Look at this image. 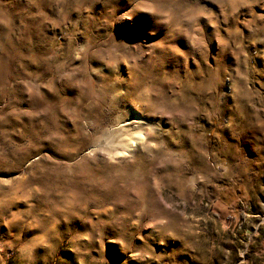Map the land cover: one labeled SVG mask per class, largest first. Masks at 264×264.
Returning <instances> with one entry per match:
<instances>
[{
    "label": "rangeland",
    "instance_id": "374dc122",
    "mask_svg": "<svg viewBox=\"0 0 264 264\" xmlns=\"http://www.w3.org/2000/svg\"><path fill=\"white\" fill-rule=\"evenodd\" d=\"M261 4L264 0L252 5V11L258 16H264ZM76 6L85 11H67L63 23H59L51 0L38 4L41 16L26 15L24 10L36 11L28 0H17V15L8 14L12 25L19 23L20 15L25 16L34 54L76 50L60 79L49 85L61 91L66 102L65 112L69 115L76 106L79 86L84 83L75 71L82 66L99 68V76L89 73L91 82L113 81L114 89L133 74L182 82L195 70L194 57L185 61L186 49L191 46L183 37L175 43L161 38L129 41L122 37L124 21L129 18L128 0H77ZM136 10L141 17L153 16V0H143ZM210 10L219 11L215 4H211ZM239 11L243 13L242 19L249 18L246 8ZM200 22L211 30V24L203 17ZM239 27L248 37L249 30L243 25ZM105 35L111 36L110 44L103 42ZM244 43L249 64L257 71L264 69V43L252 44L247 40ZM209 57L207 64L213 67L217 63L231 67L236 64L235 54L215 40L209 46ZM257 78L264 82V78ZM169 86L172 85H164ZM16 87L24 88V85ZM29 89L35 93L30 85ZM39 91L51 95L48 87ZM22 95L27 98L29 91ZM15 103L31 113L30 105ZM21 119L27 120L29 116ZM156 119L167 120V117ZM197 122L207 127L205 121ZM122 123L128 126L127 121ZM149 127L164 145V150L155 158H150L144 145L137 143L136 137L140 141L145 139L142 133L121 139L118 133L106 131L91 150H85L86 156L77 160L75 167L91 183L80 206H73L72 212L53 213L55 222L50 221L46 230L34 227L20 232L21 239L28 241L25 255L36 258L34 264H225L226 256L230 257L233 252L245 259L251 254L259 264L261 258L256 251L264 242V168L231 176L207 175L202 170L211 172L214 162L230 166L233 158L217 153L215 161L212 157L207 161L194 160L191 140L186 147L170 146L163 138L167 124ZM67 128H72V120L65 116L60 122L61 133ZM11 139L19 142L18 137ZM238 148L246 160L256 155L250 142L242 141ZM178 152L189 157L185 161L187 171L179 168ZM126 154L133 159V164H129ZM41 155L59 162V153L52 155L45 150ZM62 162L70 163L67 158ZM215 171L227 169L221 167ZM19 177V170L0 173L5 181ZM7 207L13 216L0 221V236L17 231L19 221L15 215L23 213L27 205L15 201ZM213 243L215 247L211 246Z\"/></svg>",
    "mask_w": 264,
    "mask_h": 264
},
{
    "label": "clouds",
    "instance_id": "9594fccd",
    "mask_svg": "<svg viewBox=\"0 0 264 264\" xmlns=\"http://www.w3.org/2000/svg\"><path fill=\"white\" fill-rule=\"evenodd\" d=\"M41 2L28 0L36 11L24 10L26 15L41 16L38 7ZM16 3L17 0H0V173L19 170L20 177L11 181L0 178V221L12 218L7 207L11 202L23 201L27 208L15 215L19 221L17 231L0 236V264H34L36 258L25 255L28 241L21 239L20 232L34 227L46 230L50 221L55 222L53 213L72 212L73 206H80L91 181L76 170V162L86 156L85 150H91L106 131L118 133L121 139L142 133L145 139L140 141L136 137L137 143H142L149 157L155 158L164 145L149 126L167 124L163 138L177 148L186 147L191 140L194 160L207 161L212 157L215 161L217 153L233 158L230 166L214 162L211 172L202 170L207 175L231 176L264 168V82L257 78H264V69H254L244 52L245 40L264 43V16L252 11L257 0H153L155 12L151 17L137 13L143 0H128L129 18L124 21L122 37L129 41L161 38L170 43L183 37L191 46L186 49L185 61L194 57L196 68L182 82L133 74L114 89L113 81L91 82L89 73L99 76V68L82 66L75 70L84 83L79 86L71 115L65 112L61 91L49 85L60 79L76 50L34 54L25 16L20 15L17 25H12L8 18V14L17 15ZM51 3L56 6L59 23H63L69 10L85 11L76 6L77 0H51ZM211 4L219 11L210 10ZM245 8L249 18L242 19L239 10ZM201 17L211 24V30L202 25ZM240 25L249 30L248 37L243 35ZM102 40L110 44L111 36L105 35ZM213 40L235 54L234 67L207 64ZM121 50L127 52L126 48ZM169 83L172 86L164 87ZM18 85L24 88H17ZM45 87L51 95L40 93ZM24 91H29L27 98L22 95ZM15 102L30 105L31 113L18 108ZM25 115L29 119H21ZM65 116L72 120V128L61 133L60 122ZM122 121H127L128 126ZM197 121H205L207 127ZM11 137H18L19 142ZM242 141L253 145L254 158H243L238 148ZM45 150L52 155L59 153V162L41 155ZM177 155L179 168L187 171L188 155L184 152ZM64 158L70 163L64 164ZM125 158L130 165L134 163L127 154ZM45 161L49 163L44 164ZM221 167L227 171H215ZM256 255L261 258L259 264H264V242L257 247ZM225 264H256V259L251 254L247 259L238 258L233 252L226 256Z\"/></svg>",
    "mask_w": 264,
    "mask_h": 264
}]
</instances>
